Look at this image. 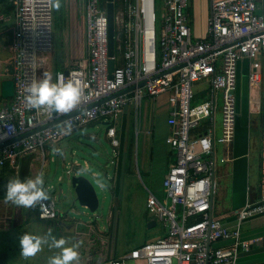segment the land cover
I'll return each instance as SVG.
<instances>
[{
	"label": "built area",
	"instance_id": "2783aa9c",
	"mask_svg": "<svg viewBox=\"0 0 264 264\" xmlns=\"http://www.w3.org/2000/svg\"><path fill=\"white\" fill-rule=\"evenodd\" d=\"M8 2L15 6L13 96L0 107V169L18 173L23 157L43 158L46 147L100 121L107 122L106 138L116 152L115 122L123 110L131 107L137 113L143 98L166 93V143L174 162L161 195L148 191L146 199L148 214L163 234L105 264H237L242 253L260 242L243 239L241 226L264 214V0H211L206 34L199 39L191 34L187 0H161V16L155 0H122V8L114 12L111 73L105 0H84L85 64L52 74L54 80L78 79L84 87L81 103L65 114L29 108L25 101L27 85L43 78L41 70L53 48L52 0ZM9 22L11 17L0 13V28ZM243 62L249 104L255 92L261 123L259 195L254 201L247 197L233 213L231 227L214 213L215 178L217 165L231 161L235 91ZM42 203L44 208L36 205L38 218L56 219L55 202Z\"/></svg>",
	"mask_w": 264,
	"mask_h": 264
},
{
	"label": "crops",
	"instance_id": "0c3cea01",
	"mask_svg": "<svg viewBox=\"0 0 264 264\" xmlns=\"http://www.w3.org/2000/svg\"><path fill=\"white\" fill-rule=\"evenodd\" d=\"M59 1L61 3L62 9H64L66 3L64 11L68 12L67 26L71 32L69 40L71 39V42H73L72 40L74 39V34L79 33L78 31L80 28L82 30L76 38L78 45H73L74 47L65 49V52L69 54V59L63 57L64 55L62 54V49L59 52H57L56 49V53L52 58L53 73L58 70H65L67 68L82 67L85 64L87 57L84 44V0ZM114 1H116L114 2V6L116 3V7H114L115 11L120 10L122 8V0ZM158 2H160L159 16H161L163 13V5L161 0H158ZM210 3L211 0H187L188 6L186 8V15L191 34L194 39L203 38L206 34ZM3 4H7L6 8L12 11L0 12L11 17V22L0 28V55L2 56L1 59H3V62H5V73L7 72L8 68H10L12 74L13 54L10 50V45L12 43L15 30V6L14 4L8 2V0H4ZM76 18L78 23L75 21ZM59 54H62L63 56L61 57ZM48 56H50V54ZM1 78H3V76H1ZM251 96L253 97V102L249 104L248 95L247 116H238L239 120L236 118L238 125L236 121L235 130L236 126H238V128L237 136H235V139H233L234 142H232L230 147L231 156H229L231 161L223 163L222 166L225 165L224 168L222 166L220 168V164H218L216 171V173L219 171L220 178L223 176H228L229 170L231 173H233L231 177L232 179L230 181V188L235 189L234 183L236 179L238 180V186L236 185V191L239 193L237 198L238 202L235 204V206H233L235 208L234 211L240 209L244 205L247 197L249 200L254 201L259 195V160L262 133L260 116L257 113L258 110L256 107L257 94L253 92ZM0 99L3 101L1 107L9 103V100H3L1 97ZM168 111V95L163 93L155 97L153 100L143 98L137 113H135L131 107H126L117 118L115 125L119 146L116 148V152H113L112 149L113 157L108 162V165L106 167L104 166L107 190L111 196L107 220L108 228L106 233L102 234L104 238L102 237L98 245L97 243L93 244L90 242V240H88L89 237H92V233L98 232L97 228L94 227L91 222L86 223L85 226L82 227V231L76 232L75 229L68 230V226L73 224L74 221L72 218L68 217L66 213H62L58 209V217L56 219L41 220L38 218V210L36 205V208L33 209L13 204L5 198L6 187H4V193L0 192V264L30 263V257L24 256L21 253L19 238L25 232L34 234L33 231H30L32 219H35L39 225L38 229H41V233L37 231L38 235L43 236L50 232L57 238L65 237L69 245L82 244V252L79 254V262H81V264H105L110 259H117L128 253L126 252L124 254L117 255L115 251L110 248V244L113 240L111 227L113 223V217L116 213L117 217L121 216L123 201L127 202V200H129L133 202L140 199L144 207L143 216L148 222L147 227L153 228L156 226V222L148 214L146 209V199L148 196V191L156 194L157 196L161 195L162 181L169 166L174 162L173 151L166 143V138L169 135V128L166 123ZM251 115H258V125L256 124V118L251 117ZM120 118L121 121L119 123ZM107 126L108 124L106 125V129ZM256 131H258L259 134V141L255 148V140L251 139V136L256 134ZM253 150H256L257 170L254 174L253 180L251 181L249 179V161ZM222 155L223 153L220 149V155L218 157ZM34 160L35 158L33 157L31 169L29 168L28 172L23 174L21 179L32 178L34 174ZM20 170L21 169L19 168V172L15 173L7 168L0 169L1 189L3 186L2 179L5 177L12 179L13 177L19 176L21 173ZM59 180L61 181V178ZM45 187L47 191L49 188H51V186ZM216 189L217 186L215 183V193ZM61 195H59L58 191L57 196L59 197ZM222 196L223 194L220 198H222ZM46 201H53L56 204L54 198ZM125 207L127 208V206ZM214 209H216V207H214ZM233 212L231 209L226 210V208L221 209L220 207L216 216L221 218L223 223L232 227L234 223ZM152 222L153 225L148 226ZM74 224L76 225V222ZM71 233L74 234L71 235ZM162 234L163 231L161 234L151 237L150 240L147 239V241H142L134 248L139 247L146 242L154 241L161 237ZM241 236L246 240L259 238L260 242L257 245H254L249 252L242 253L239 256L237 264H264V214L245 221L241 226ZM98 240L99 238L96 235L95 241L98 242ZM41 249H44L45 252L43 253H46L47 256L51 255L52 253V256H54L59 252V249L57 251L56 248H51L48 246V244L42 245ZM54 249L56 250L55 252H53ZM89 259L90 261L87 262Z\"/></svg>",
	"mask_w": 264,
	"mask_h": 264
},
{
	"label": "rangeland",
	"instance_id": "374dc122",
	"mask_svg": "<svg viewBox=\"0 0 264 264\" xmlns=\"http://www.w3.org/2000/svg\"><path fill=\"white\" fill-rule=\"evenodd\" d=\"M58 2L60 7L53 8V12H52L53 48L50 53V56H48V59L46 60L45 64L42 67L41 74L43 75L45 73H50L51 75L53 74L52 58L56 53V49L57 52H59L62 49L63 51L62 54L64 56L62 54H59L61 57L62 56L66 58L69 57V54L65 52V49L78 45V41H76V38L78 34L81 33L82 30L80 28L78 31L79 33L74 34V39L72 40L73 42H71V39L69 40L71 36V32L67 26L68 12L64 11L66 7V3L64 9H62L59 0ZM6 5L7 4H3V3L0 4V12L12 11L6 8ZM156 14L157 16H159L160 14V2H157ZM75 21L78 23L77 18L75 19ZM1 58L2 56L0 55V82L2 80L11 78V70L10 68H8L7 72L5 73V69H6L5 62H3V59ZM240 65H241V69L240 72H238V79H237L236 91H235L237 120H239L238 116L243 115L245 117L247 116V112H248V107H247L248 88H247V76H246L247 64L246 62H243ZM1 76H3V78H1ZM2 102L3 101L0 99V107ZM251 117L256 118V124L258 125V121H257L258 115H251ZM217 120L219 121L218 115H217ZM120 121L121 118L119 119V123ZM101 123L102 122L100 121L79 128L76 131H74L70 136L59 141L57 144L51 147H46L45 148L46 157L43 158L38 157L35 158L34 160L35 162L33 161L35 165H34V174L32 176V178L37 176L40 168L39 175L43 176L45 186H51V188L48 189L47 200L54 198L56 201L55 204L56 209H58L60 212L67 213L68 217L80 220L84 224L91 222V224L97 228V231L99 233L98 232L92 233L91 234L92 237H89L88 239L90 240L91 243L93 244L97 243V245L99 244L102 237L104 238L102 234H105L108 228L107 220H108L109 205L111 203V196L109 191L107 190V181L104 175V165L105 163L109 162L113 157L112 147L109 145L107 139L105 138L106 125H103ZM237 125H238V121H237ZM237 128L238 126H236L234 139L235 136H237ZM251 139L255 140V148H256V144L258 145V141H259L258 131H256V134L251 136ZM220 149L222 151V148L219 146L218 156L220 155ZM84 162L88 164V170H85V172L81 173L80 175L85 176L91 181V183L94 185L99 200V207L94 213H90L87 209H84L83 207H80L77 203H74V195L68 185L67 172L70 169V167L75 163H78L79 165H81V167H85ZM219 166L221 168L222 164H220ZM224 166L225 165H223L222 167L224 168ZM249 166H250L249 179L252 181L254 174L256 173L257 170L256 150L252 151V156L249 161ZM30 169H31V165H30ZM23 174H26L25 170L22 172V175ZM92 174H96L97 178H94ZM232 175L233 173H231L230 170L228 176L226 177L223 176L220 178L219 171L216 173L217 189L214 195V207H216V209H214L215 216L217 214L218 209H220V207L221 209L226 208V210L231 209L233 212L235 209L233 206H235V204L238 202L237 198L239 193L236 191V188L238 186V180L237 179L235 180L234 183L235 189L230 188V181L232 179L231 178ZM13 178L15 179L22 177H20L19 174V176ZM60 178L61 181L59 180ZM12 179H10L9 177H5L2 179L3 186L2 189L0 187V192L4 193L5 191L4 187H6L7 182ZM59 188L62 191V195L58 197L57 194ZM222 194L223 196L222 198H220ZM142 204L143 203L140 199L135 200L133 202L129 200H127V202L123 201L121 216L117 217V213H116L115 216L113 217V223L111 225L113 240L110 244V248L114 250L117 255L129 252L131 249H133L142 241H147V239L150 240L151 237L159 235L163 231L159 224H156V226L153 228L147 227L148 222L143 216L144 207ZM125 206H127V208ZM31 208L35 209L36 207L34 205ZM71 208L74 210V212H70ZM38 226L39 225L35 221V219H32L30 225V231H33L34 235L35 233L36 235H38L37 231L41 233V229L40 228L38 229ZM72 234L74 233H71V235ZM96 235L99 238L98 242L95 241ZM56 250L58 251V249ZM56 250L54 249L53 252H55ZM77 250L79 254H81L82 244H78ZM43 252H45L44 249H41L35 255L29 256L30 257L29 264H49V258L52 257L53 253L47 256L46 253L44 254ZM88 261H90V259L87 260V262ZM79 264H81V262H79ZM128 264H133V263L130 261L128 262Z\"/></svg>",
	"mask_w": 264,
	"mask_h": 264
},
{
	"label": "clouds",
	"instance_id": "9594fccd",
	"mask_svg": "<svg viewBox=\"0 0 264 264\" xmlns=\"http://www.w3.org/2000/svg\"><path fill=\"white\" fill-rule=\"evenodd\" d=\"M53 8H59L58 0H52ZM84 87L78 79H53L50 73L43 78L32 80L26 87L25 101L29 108L46 107L59 114L70 113L80 103ZM70 130V129H69ZM5 198L15 205L31 208L48 199V191L42 175L34 178H15L7 182ZM21 253L32 256L41 250L42 245L59 249L58 254L49 258V264H78V245L67 243L65 237L57 238L50 232L40 236L25 232L19 238Z\"/></svg>",
	"mask_w": 264,
	"mask_h": 264
},
{
	"label": "water",
	"instance_id": "95a60500",
	"mask_svg": "<svg viewBox=\"0 0 264 264\" xmlns=\"http://www.w3.org/2000/svg\"><path fill=\"white\" fill-rule=\"evenodd\" d=\"M114 0H105V10H106V17H107V38H108V56L110 60L108 61V72L111 73L113 71L114 62H113V54H114V34H115V27H114ZM64 74L66 75L67 72L65 71ZM143 82L139 84L138 87L143 86ZM134 87H131L127 90L121 91L120 93H126L128 91L133 90ZM13 96V81L11 79L2 80L0 82V97L3 100H10ZM76 113V112H75ZM75 113H71L70 115H74ZM68 115V116H70ZM66 117H62L53 123L49 125H53L62 119ZM103 125H107V122H102ZM108 165V162L105 163V167ZM85 167H81L79 164H74L70 167V169L67 172V178H68V185L70 190L72 191L74 195V203H77L80 207H83L84 209H87L90 213L96 212V210L99 207V200L97 197L96 190L94 188V185L91 183V181L86 178L83 175H80L81 173L85 172V170H88V164L84 162ZM94 178H97L96 174H92ZM62 194L61 189L59 188V195ZM70 212H74V210L71 208ZM66 215H68L66 213ZM74 223L76 222V225L73 223L70 226H68V230H74L76 232L82 231V227L85 226V224L77 220L75 218H72ZM153 225V222L149 224L148 226Z\"/></svg>",
	"mask_w": 264,
	"mask_h": 264
},
{
	"label": "trees",
	"instance_id": "16d2710c",
	"mask_svg": "<svg viewBox=\"0 0 264 264\" xmlns=\"http://www.w3.org/2000/svg\"><path fill=\"white\" fill-rule=\"evenodd\" d=\"M4 0H0V4L3 3ZM155 2L157 3L158 0H155ZM115 7H116V3H115ZM56 72V71H55ZM32 159H33V156H25L21 159L20 161V177H22V172L25 170V172L27 173L29 168H30V165L32 163Z\"/></svg>",
	"mask_w": 264,
	"mask_h": 264
}]
</instances>
